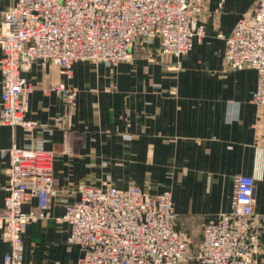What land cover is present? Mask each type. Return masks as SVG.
<instances>
[{
    "label": "crops",
    "instance_id": "obj_1",
    "mask_svg": "<svg viewBox=\"0 0 264 264\" xmlns=\"http://www.w3.org/2000/svg\"><path fill=\"white\" fill-rule=\"evenodd\" d=\"M219 1L204 0V36L179 62L160 57L155 41L133 47L132 59L115 66L75 62L71 78L51 63L24 68L32 87L25 118L38 129L0 125V188L7 181V150L39 138L55 154L59 189L48 202V218L25 228L24 264H78L81 250L67 243L69 226L59 219L77 200L79 184L103 187L110 177L118 190H169L175 227L187 233L192 248L201 242L203 225L229 211L237 175L254 180L250 222L251 230H259L256 260L264 264V126L250 101L257 74L228 68L225 41L218 37L228 36L257 0H223L218 9ZM9 3L0 0L2 9ZM60 83L76 88L75 110L46 92ZM23 210L36 214V200L24 202ZM8 252L0 230V263Z\"/></svg>",
    "mask_w": 264,
    "mask_h": 264
},
{
    "label": "built area",
    "instance_id": "obj_2",
    "mask_svg": "<svg viewBox=\"0 0 264 264\" xmlns=\"http://www.w3.org/2000/svg\"><path fill=\"white\" fill-rule=\"evenodd\" d=\"M203 8L204 0H10L8 8L0 6V125L38 129L25 118L32 87L22 72L30 64H55L71 78L75 62L115 66L131 59L133 47L155 41L159 54L179 61L204 36ZM218 37L225 41L228 68L256 72L250 101L264 126V0H257L228 36ZM46 92L75 110L76 88L60 83ZM7 152L0 230L9 252L0 264H24L25 228L48 218V202L59 193L53 178L55 154L39 138ZM253 191V178L235 176L229 211L203 225L192 256L186 234L175 227L169 190L150 195L136 186L118 190L108 184H79L77 200L66 204L59 220L69 226L67 243L81 250L78 264H258L259 230H251L250 222ZM31 198L36 214L23 210Z\"/></svg>",
    "mask_w": 264,
    "mask_h": 264
},
{
    "label": "rangeland",
    "instance_id": "obj_3",
    "mask_svg": "<svg viewBox=\"0 0 264 264\" xmlns=\"http://www.w3.org/2000/svg\"><path fill=\"white\" fill-rule=\"evenodd\" d=\"M160 57L161 56H164V55H159ZM168 56H170V55H168ZM172 57V56H171ZM157 58V57H156ZM173 58V57H172ZM131 59H132V57H131ZM130 59V60H131ZM175 59V58H174ZM130 60H128V61H130ZM176 60V59H175ZM128 61H125V62H128ZM177 61V60H176ZM86 62H88V61H86ZM177 62H179V61H177ZM89 63H92V64H96V63H93V62H89ZM121 63H123V62H121ZM110 177H106V179H105V182H104V184L103 185H106V184H108V185H111L110 183ZM112 186V185H111ZM185 234H186V236H187V233L186 232H184ZM197 244H196V242H195V244H194V246L192 247V248H190V250H189V253H190V256H192V255H194V252L196 251V248H197V246H196Z\"/></svg>",
    "mask_w": 264,
    "mask_h": 264
}]
</instances>
